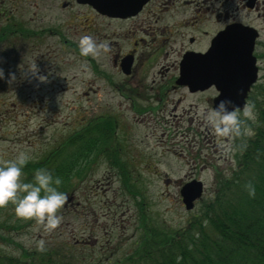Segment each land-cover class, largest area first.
I'll use <instances>...</instances> for the list:
<instances>
[{"label":"rangeland","instance_id":"rangeland-1","mask_svg":"<svg viewBox=\"0 0 264 264\" xmlns=\"http://www.w3.org/2000/svg\"><path fill=\"white\" fill-rule=\"evenodd\" d=\"M3 1L26 32L30 29L42 33L35 35L29 31L26 40L15 36L13 46H0L6 53L1 52V63L8 68L4 72L7 75L0 79V163L14 158L18 152L26 153L30 163L42 160L83 125L101 120L105 111L113 117L121 114L119 123L127 126L129 134L120 127L115 137L123 144L117 145L123 147L126 163L134 149L144 152V156L146 151L155 156L154 160L149 159V171L143 179L137 180L135 186L133 181H127L130 190L136 191L133 195L126 185L122 187L124 181L119 180L118 169L97 152L91 176H85L83 183L78 181V187L68 194L70 201L57 213L61 222L51 230L32 219L18 218L14 206L7 203L11 221L23 226L13 234L15 241L38 250L41 242L48 248L72 238L82 246L87 242L89 262L98 257L107 262L132 252L134 240H144L142 234L147 227L157 228L164 235L166 231L185 227L194 215L201 213L204 203L214 197L217 182L235 164L236 143L252 135L255 106L248 102L246 107H250L251 113L248 117L241 116L245 129L242 134L240 129L238 136L220 137L210 130L203 116L208 109L204 99L169 101L163 113L164 126L153 123L155 126L146 129L134 124L130 102L117 93L116 84L121 76L108 62L109 53L102 48L95 55L82 56L78 47L80 38L86 35L98 43H106L108 40L101 36L114 31L118 34L119 22L99 19L89 7L78 5L75 0H0V3ZM66 2L70 3L65 5ZM239 6L240 2L235 0V17L258 30L256 52L261 55L264 0H258L257 4L250 2V9L237 10ZM1 17L7 14H0ZM33 62L38 67L37 75L26 72ZM260 66L263 69L264 64ZM263 72L260 71L259 82L263 80ZM10 73L15 80H11ZM145 77L152 80V72L140 73L134 83L125 81L129 88L125 92L138 95V102L142 101V93L136 83ZM188 128L194 131H186ZM139 166L143 168L144 164ZM190 170L204 184L205 192L197 206L186 210L180 193L187 180L181 178ZM143 217L147 218L146 224L140 225ZM0 247L4 252L18 253L16 245L0 241Z\"/></svg>","mask_w":264,"mask_h":264},{"label":"trees","instance_id":"trees-1","mask_svg":"<svg viewBox=\"0 0 264 264\" xmlns=\"http://www.w3.org/2000/svg\"><path fill=\"white\" fill-rule=\"evenodd\" d=\"M3 4L0 3V13L5 11L7 17L0 19V46L8 47L15 44V36L27 39L31 30L26 32L21 21H15L8 9H2ZM1 52L5 53L0 47V59ZM6 65L0 60L4 72ZM249 100L256 109L252 135L236 143V166L217 182L214 197L185 227L166 231L165 235L147 227L142 234L144 240H134V250L129 254L117 260L105 262L98 257L89 262L87 242L82 246L69 238L67 243L58 242L40 251L15 241L13 234L23 226L11 221L10 210L4 205L0 206V241L16 245L18 253L4 252L0 247V264H264V76L254 86ZM86 127L69 135L42 160L28 161L22 180L30 182L35 169L46 168L61 178L58 190L66 194L64 205L69 202L68 194L88 175L91 152L98 151L95 147L102 142L101 127L92 131ZM249 180L256 189L254 197H249L243 187ZM124 185L130 194H136L127 182ZM146 219L143 217L140 225L146 224Z\"/></svg>","mask_w":264,"mask_h":264},{"label":"flooded vegetation","instance_id":"flooded-vegetation-1","mask_svg":"<svg viewBox=\"0 0 264 264\" xmlns=\"http://www.w3.org/2000/svg\"><path fill=\"white\" fill-rule=\"evenodd\" d=\"M238 1L240 6L237 10L250 9V2L258 3V0ZM69 3L66 2L65 5ZM234 3L235 0H148L139 12L128 17L102 15L86 5L99 19L121 24L118 34L114 31L104 34L101 39L108 40L103 43L107 44L104 51L109 53L108 62L121 76L116 84V90L121 98L130 102L129 107L136 119L134 124L144 126L146 129L155 126L153 123H156V126H164L166 121L163 113L167 111L169 101L180 103L188 98L204 99L208 103L206 111L214 108V100L220 95L216 85L195 89L180 84L178 82L180 66L187 52L205 53L213 38L222 30L234 23L245 24L235 17ZM90 31L93 29L90 28ZM257 46L258 42L256 50ZM126 67L130 70L129 73L124 71ZM151 72L152 80L145 77L136 83V87L142 93L141 102H138V95L125 92V88L129 89L125 86V81L134 83L140 73L149 75ZM171 95L173 96L170 97ZM144 101L154 103L145 105ZM163 102L165 104L160 106ZM125 111L128 112V108ZM156 112L159 114L156 115ZM102 116L106 117L107 111ZM119 117L121 114L114 117L116 126L123 127L129 134L127 126L119 123ZM174 122L178 124L176 120ZM186 131L194 129L188 128ZM151 134H154V131ZM122 149L123 147L119 148L115 159L118 164L125 161ZM145 155L147 156H144L141 150L134 149L127 160V164L133 165V168L124 169L120 166L119 170L126 179L140 180L148 174L149 159L154 160V155L147 151ZM140 164H144L143 168H140ZM191 170L182 179H195Z\"/></svg>","mask_w":264,"mask_h":264},{"label":"water","instance_id":"water-1","mask_svg":"<svg viewBox=\"0 0 264 264\" xmlns=\"http://www.w3.org/2000/svg\"><path fill=\"white\" fill-rule=\"evenodd\" d=\"M91 4L98 12L112 17H126L137 13L148 0H77ZM258 32L242 24H234L217 35L205 54L187 55L181 63L180 82L201 88L217 85L221 95L215 100H231L235 108H243L251 85L257 79L258 68L253 55ZM127 71V70H126ZM196 89V88H195ZM200 181L186 183L181 194L186 208L192 209L194 200L202 195Z\"/></svg>","mask_w":264,"mask_h":264},{"label":"clouds","instance_id":"clouds-1","mask_svg":"<svg viewBox=\"0 0 264 264\" xmlns=\"http://www.w3.org/2000/svg\"><path fill=\"white\" fill-rule=\"evenodd\" d=\"M82 56L95 55L99 49H106L107 44L98 43L90 36H82L78 42ZM26 72L38 74V67L33 62L26 67ZM11 80L15 76L9 74ZM4 78V70L0 68V79ZM40 80L44 76H39ZM251 113L250 107H245L242 113L236 111L231 100H220L214 108L203 113L204 121L210 130L217 136L228 137L240 134L242 119ZM29 160L24 152H18L14 158L0 163V206L11 203L18 218L32 219L37 225H43L46 230L54 229L60 222L58 210L64 205L66 194L58 190L61 178L54 176L46 168H37L33 171L32 180H22V170ZM249 197H254L256 189L251 180L244 185ZM40 251L44 250L43 242Z\"/></svg>","mask_w":264,"mask_h":264}]
</instances>
